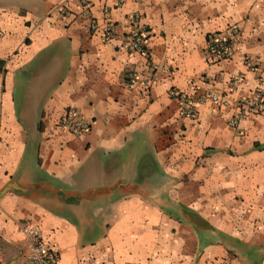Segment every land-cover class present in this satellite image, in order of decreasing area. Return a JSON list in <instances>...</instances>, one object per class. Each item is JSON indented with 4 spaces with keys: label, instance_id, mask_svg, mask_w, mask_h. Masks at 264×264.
<instances>
[{
    "label": "crops",
    "instance_id": "obj_1",
    "mask_svg": "<svg viewBox=\"0 0 264 264\" xmlns=\"http://www.w3.org/2000/svg\"><path fill=\"white\" fill-rule=\"evenodd\" d=\"M93 3L0 0V264H25L23 224L59 264H264V107L228 125L237 100L264 93V0ZM133 12L146 57L121 47ZM231 26V58L209 62L207 36ZM195 87L230 104L183 116ZM69 105L89 131L56 127Z\"/></svg>",
    "mask_w": 264,
    "mask_h": 264
},
{
    "label": "built area",
    "instance_id": "obj_2",
    "mask_svg": "<svg viewBox=\"0 0 264 264\" xmlns=\"http://www.w3.org/2000/svg\"><path fill=\"white\" fill-rule=\"evenodd\" d=\"M76 4L84 11L88 12L94 5V0H74ZM104 17L108 19L101 29V37L104 42L113 40L116 37V26L109 20V8L103 6L101 9ZM60 12L64 16L73 13L71 7L63 3L60 6ZM130 27L125 34L124 42L121 47L129 52L136 53L142 56L148 55L146 42L148 39V29L142 22V16L138 12L129 14ZM100 25L96 20L91 19L89 30L92 32L98 31ZM239 35V29L236 26H231L228 33L222 34L219 32L211 33L206 38L205 56L211 63H219L228 60L232 56L233 42ZM243 63L251 70L255 71L256 67L251 65L247 57ZM125 79L128 84H134L138 80V72L135 69L129 70L125 74ZM242 80L241 75H235L230 78L231 84L239 83ZM203 82H210L208 78H201ZM180 102V113L183 116L193 117L196 114L198 104L208 101L213 106L224 107L230 104L229 99L213 90L207 88L204 92L199 93L195 87L190 93L180 94L178 96ZM236 113L228 120V125L231 128L237 127L240 120L248 118L251 114L258 113L264 107V93L261 90H255L250 95L237 100L235 103ZM91 124L83 121L80 118V113L73 105L67 106L59 116L56 127L63 132H71L74 134L85 133L90 130ZM19 231L27 237V251L25 264H59L58 254L49 250L45 245L41 232L34 227L28 225H20ZM207 264H230L225 258H214Z\"/></svg>",
    "mask_w": 264,
    "mask_h": 264
}]
</instances>
